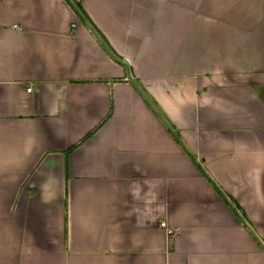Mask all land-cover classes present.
Instances as JSON below:
<instances>
[{"label":"crops","instance_id":"1","mask_svg":"<svg viewBox=\"0 0 264 264\" xmlns=\"http://www.w3.org/2000/svg\"><path fill=\"white\" fill-rule=\"evenodd\" d=\"M76 1L0 0V264H264V0Z\"/></svg>","mask_w":264,"mask_h":264},{"label":"trees","instance_id":"2","mask_svg":"<svg viewBox=\"0 0 264 264\" xmlns=\"http://www.w3.org/2000/svg\"><path fill=\"white\" fill-rule=\"evenodd\" d=\"M66 2L72 7V9L74 10V12L76 13V15L78 16V18L84 22L89 29L92 31V33L94 34V36H96V38L98 39V41L100 42V44L102 45V47H104V49L110 54L112 55L115 59H119L112 51V49L110 48V46L108 45L106 39L103 37V35L96 29V27L94 26V24L90 21V19L88 18V16L86 15V13L84 12V10L81 8L80 4L78 1L76 0H66ZM145 99L146 101L151 105L154 106V108L156 109L155 112L158 115H161V112L157 109V107H155V102L149 98L147 95H145ZM166 126L169 129V131L173 134L174 138L181 143L178 135L176 133L173 132L172 126L166 122ZM181 145L184 147V145L181 143ZM185 151L190 155V157L192 158V160L195 161L194 157L191 155V153L184 147ZM201 168V167H200ZM201 171L206 175L205 171L201 168ZM207 176V175H206ZM214 186L216 187L217 191L222 195V197L224 198V200L226 201V203L232 208V210L236 213V205L232 204V200L230 197H228L227 195L223 194L220 189L214 184Z\"/></svg>","mask_w":264,"mask_h":264},{"label":"built area","instance_id":"3","mask_svg":"<svg viewBox=\"0 0 264 264\" xmlns=\"http://www.w3.org/2000/svg\"><path fill=\"white\" fill-rule=\"evenodd\" d=\"M30 88H31V87L29 86V87H27L26 89H27V90H30ZM159 225L165 229L166 233L169 234V233H172V232H173L172 229L166 225L165 221L161 220V221L159 222Z\"/></svg>","mask_w":264,"mask_h":264}]
</instances>
